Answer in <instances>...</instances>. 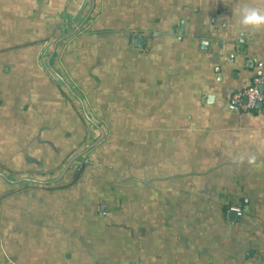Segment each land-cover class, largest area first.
<instances>
[{
    "label": "crops",
    "instance_id": "obj_1",
    "mask_svg": "<svg viewBox=\"0 0 264 264\" xmlns=\"http://www.w3.org/2000/svg\"><path fill=\"white\" fill-rule=\"evenodd\" d=\"M243 5L0 0V264H264Z\"/></svg>",
    "mask_w": 264,
    "mask_h": 264
},
{
    "label": "built area",
    "instance_id": "obj_2",
    "mask_svg": "<svg viewBox=\"0 0 264 264\" xmlns=\"http://www.w3.org/2000/svg\"><path fill=\"white\" fill-rule=\"evenodd\" d=\"M259 79L254 78V81L246 87L235 91L229 98V101L239 106L242 109H251L256 106L257 102L264 105V92L258 86ZM243 99V100H242ZM229 208L235 211L236 215L242 214V209L239 205L232 203Z\"/></svg>",
    "mask_w": 264,
    "mask_h": 264
},
{
    "label": "clouds",
    "instance_id": "obj_3",
    "mask_svg": "<svg viewBox=\"0 0 264 264\" xmlns=\"http://www.w3.org/2000/svg\"><path fill=\"white\" fill-rule=\"evenodd\" d=\"M239 23L244 27H264V7L243 5L238 9ZM249 159H255L254 156Z\"/></svg>",
    "mask_w": 264,
    "mask_h": 264
},
{
    "label": "water",
    "instance_id": "obj_4",
    "mask_svg": "<svg viewBox=\"0 0 264 264\" xmlns=\"http://www.w3.org/2000/svg\"><path fill=\"white\" fill-rule=\"evenodd\" d=\"M256 105L259 106V105H261V103H260V102H257ZM94 144H96V143H93V142H92V144H91L90 146H92V145H94ZM228 213H229V215H230L231 218H233L234 215H235V211H234V210H231V209L228 210Z\"/></svg>",
    "mask_w": 264,
    "mask_h": 264
},
{
    "label": "trees",
    "instance_id": "obj_5",
    "mask_svg": "<svg viewBox=\"0 0 264 264\" xmlns=\"http://www.w3.org/2000/svg\"><path fill=\"white\" fill-rule=\"evenodd\" d=\"M252 108L255 109V106L252 107ZM89 151H90V150H89ZM180 200H181V199H180ZM238 201H239V200H238ZM230 202H235V201H234V200H233V201H232V200L229 201V203H227V205H226L227 207H226V206H225V207H222V208H223V209H222V212H224V210H226V208H227V209L229 208V206L231 205ZM236 202H237V201H236ZM236 202H235V203H236ZM241 202H242V201H241ZM241 202H240V205H241Z\"/></svg>",
    "mask_w": 264,
    "mask_h": 264
},
{
    "label": "rangeland",
    "instance_id": "obj_6",
    "mask_svg": "<svg viewBox=\"0 0 264 264\" xmlns=\"http://www.w3.org/2000/svg\"><path fill=\"white\" fill-rule=\"evenodd\" d=\"M116 163H119V162L116 161ZM94 168H95V167H94ZM91 169H93V168H91Z\"/></svg>",
    "mask_w": 264,
    "mask_h": 264
}]
</instances>
